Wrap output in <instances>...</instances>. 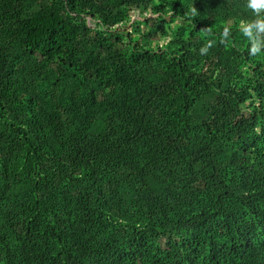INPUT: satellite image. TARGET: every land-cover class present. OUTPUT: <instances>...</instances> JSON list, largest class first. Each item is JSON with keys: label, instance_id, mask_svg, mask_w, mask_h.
Masks as SVG:
<instances>
[{"label": "trees", "instance_id": "1", "mask_svg": "<svg viewBox=\"0 0 264 264\" xmlns=\"http://www.w3.org/2000/svg\"><path fill=\"white\" fill-rule=\"evenodd\" d=\"M257 19L248 0H0V264H264Z\"/></svg>", "mask_w": 264, "mask_h": 264}, {"label": "clouds", "instance_id": "2", "mask_svg": "<svg viewBox=\"0 0 264 264\" xmlns=\"http://www.w3.org/2000/svg\"><path fill=\"white\" fill-rule=\"evenodd\" d=\"M248 7L253 10V12L259 17L262 12H264V0H248ZM193 14H195L196 9H192ZM241 31L251 42L252 46L250 48V54L255 56L264 52V19H257L251 23H241ZM223 36H228V29L225 28ZM212 46L211 42L207 46L200 48V54L206 55L209 48Z\"/></svg>", "mask_w": 264, "mask_h": 264}]
</instances>
